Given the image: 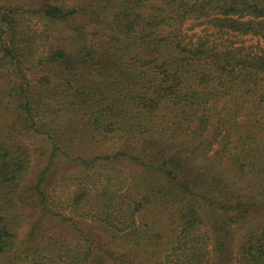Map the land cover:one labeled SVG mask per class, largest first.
<instances>
[{"label":"trees","instance_id":"obj_1","mask_svg":"<svg viewBox=\"0 0 264 264\" xmlns=\"http://www.w3.org/2000/svg\"><path fill=\"white\" fill-rule=\"evenodd\" d=\"M262 39L264 0H0V264H264Z\"/></svg>","mask_w":264,"mask_h":264},{"label":"rangeland","instance_id":"obj_2","mask_svg":"<svg viewBox=\"0 0 264 264\" xmlns=\"http://www.w3.org/2000/svg\"><path fill=\"white\" fill-rule=\"evenodd\" d=\"M256 40L253 39V41L251 42H255ZM262 45L264 46V40L262 39ZM44 142L39 141V145H44ZM45 146V145H44ZM36 162V161H35ZM37 163V162H36ZM37 165V164H36ZM37 169V166H35V169ZM82 228L84 229V231L87 233L88 237L92 240L95 241V243H98L99 240H101V238H104L103 236V232L100 231V229L98 227H95L94 224L90 221H83L81 224ZM108 239L104 240L105 242H107Z\"/></svg>","mask_w":264,"mask_h":264}]
</instances>
